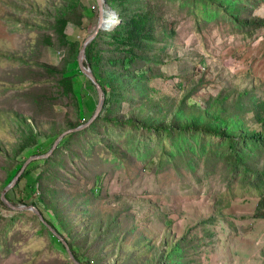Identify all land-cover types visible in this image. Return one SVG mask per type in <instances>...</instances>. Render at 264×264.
Listing matches in <instances>:
<instances>
[{"label": "rangeland", "instance_id": "rangeland-1", "mask_svg": "<svg viewBox=\"0 0 264 264\" xmlns=\"http://www.w3.org/2000/svg\"><path fill=\"white\" fill-rule=\"evenodd\" d=\"M149 2L157 3L162 14L157 37L161 39L165 29L168 34L159 43L165 50L158 67L161 76L149 83L155 101L162 98L172 109L185 96H189L187 106L195 103L199 107H205L208 100L220 94L228 95L226 105L231 109H235L240 98L250 103L252 95L264 102L262 28L232 33L221 21L197 29L193 17L178 1ZM72 3L76 9L70 13L64 32L68 37L77 36L78 28L83 29L79 38L83 42L98 27V0H0V193L8 168L21 159L41 154L40 146L27 139V124L48 148L47 134L66 130L69 124L80 121L72 99L57 92L58 72L66 67L71 55L70 48L57 40L52 23L55 12ZM106 9H111L107 3ZM252 14L264 17V0ZM68 64L74 92L85 105V123L93 115L97 92L85 76L73 73ZM46 67L56 72L50 74ZM37 98L42 102L36 103ZM244 118L249 128L259 129L251 111ZM25 144L29 146L20 151ZM70 145L73 158L66 159L53 175L60 180V194L54 204L67 223L70 239L79 246L89 244L98 223L105 225L119 212L122 230L135 226V232L123 242L125 249L137 244L141 234L155 247L147 255L153 257L166 250V243L190 238V264H264L261 185L250 187L238 178L226 182L220 170L206 177L201 162L195 171L178 165L160 169L156 157L146 163L124 160L123 167H114L105 149L94 146V150L86 152L82 141ZM254 163L261 169L264 156L255 158ZM37 171L21 179L17 195L24 185L30 189ZM50 185L49 182L45 188L51 189ZM7 192L19 205V198L10 190ZM84 209L91 211L82 214ZM0 213V230H9V237L0 248V264H69L65 250L48 233L39 230L38 219L24 215L9 224L12 211L1 209ZM105 242L108 243L106 239ZM125 249L121 255L102 259L106 248L101 252L96 243L86 253L94 264H124L130 254Z\"/></svg>", "mask_w": 264, "mask_h": 264}, {"label": "trees", "instance_id": "trees-1", "mask_svg": "<svg viewBox=\"0 0 264 264\" xmlns=\"http://www.w3.org/2000/svg\"><path fill=\"white\" fill-rule=\"evenodd\" d=\"M149 1L106 0L109 7L118 14L119 22L111 30L99 31L85 47V64L89 66L97 83L105 92L106 100L100 114L89 126L62 136L48 157L29 162L10 189L19 198V205H34L39 210L46 222L65 240L74 259L80 264H94L86 252L96 243L101 252L106 248L107 252L102 253V259L111 254L121 255L125 249L123 242L128 235L135 232V226L130 225L122 230L117 212L105 222V225L97 224L87 246L83 244L79 246L76 240L74 242L70 239L71 233L67 223L59 215L54 204L60 194L58 187L60 180L53 175L66 159L73 158L70 145L72 142H84L86 152L94 150V146L105 149L109 152L110 163L114 167H123L124 160L146 163L156 157L160 169L178 165L195 171L198 163L201 162L206 177L220 170L226 177V182L238 178L247 186L261 185L264 188V166L257 169L254 163L255 158L264 156L263 101L252 95L250 103H244L240 98L235 102V109H231L226 105L228 95L220 94L208 100L205 107H199L195 103L187 106L185 101L189 96H185L172 109L166 100L162 98L154 100V89L149 83L161 76L158 67L163 61L162 55L165 50L159 43L168 34L165 29L164 36L161 39L157 37V27L161 23L162 14L158 4L152 5ZM173 1H178L181 7L186 8L195 20L197 29H201L202 26L205 28L210 23L217 25L222 21L227 23L232 33L253 32L261 28L264 31V17L252 14L261 0ZM75 9L76 5L73 3L61 7L55 12L52 23L57 40L70 48L71 59L69 64L67 63L68 66H71L73 73L82 76L78 68L77 55L82 42L79 38L83 29L78 28L77 36L75 34L68 37L64 32L70 21V13ZM170 32L173 33V29H170ZM67 64L58 72L57 92L72 99L75 103V115L80 121L69 124L66 130L83 124L82 121L85 120L83 110L85 105L82 98L74 92L73 76ZM44 69L50 74L56 72L51 67ZM87 82L93 87L90 81ZM48 97H45L46 102L49 101ZM35 102L41 103L42 99L37 98ZM249 111L254 114L259 129L249 128L246 124L244 114ZM24 129L27 139L33 142L31 144L40 146L43 152L48 151L49 145L57 135L65 131L47 134L45 136L48 141L47 148V145L43 146V141L39 140L37 132L30 124ZM27 146L29 144L20 146V151ZM25 160L26 158L21 159L6 170L7 176L2 183L3 187L12 180ZM36 170L38 171L34 173L33 185L30 189H25L24 185L21 191L19 190L21 194L17 195L16 191L19 189L21 179ZM51 176L53 178H50ZM97 179L94 180L95 183H98ZM49 182L52 185H50L51 189L47 190L45 187ZM93 191L94 189H91L92 193ZM5 196L12 204H16L8 192ZM71 202L64 201L66 204ZM87 202L86 198L83 199L84 204ZM1 209L12 211L9 224L24 215L38 219L30 210L11 209L0 197V212ZM90 211L91 209H84L80 212L88 214ZM38 224L40 231L48 233L54 242L65 250L39 219ZM86 231L83 234L86 235ZM139 235L137 244L131 248L125 246L127 250L125 253L130 254L124 264L138 262V264H190L192 262L188 256V250L192 247L190 238L179 240L177 243H166V250L148 257L147 255H150L155 247L150 245L149 240L143 235ZM8 237L9 230H0V248L4 246ZM94 255L95 253L92 256ZM143 256L144 258H141ZM68 263L73 264L71 261Z\"/></svg>", "mask_w": 264, "mask_h": 264}, {"label": "water", "instance_id": "water-1", "mask_svg": "<svg viewBox=\"0 0 264 264\" xmlns=\"http://www.w3.org/2000/svg\"><path fill=\"white\" fill-rule=\"evenodd\" d=\"M98 4H99V8H100V19H99L98 27L90 35H87L85 37V39L82 42V45H81V47L79 49L78 55H77V63H78V68H79L80 72L82 73L83 76H85V78L88 81L91 82V84L93 85V87L95 88V90L97 92L98 100H97V104L95 106L93 115L90 117V119L87 122H85L83 124H80V125H78V126H76L74 128H69V129L59 133L57 135V137L54 139V141H52L50 147L48 148V151L44 152V154L33 155V156H30L29 158H27L23 162L20 170L16 173V175L12 178V180L3 187V189H2V191L0 193V197H1L2 201L8 207H10L11 209H13V210H30V211H32L38 217V219L42 223H44V225H46V227L49 229V231L59 240V242L62 244V246L65 247V250H66V253L68 255V258L73 264H80V263H78L74 259V257L72 255L71 251L69 250L65 240L62 239L55 232L53 227L49 223L46 222V220L43 218V216L39 212V210L34 205H14L6 198L5 194L7 193L8 190H10L15 185V183L18 180L19 176L22 174V172L24 171L25 167L28 165L29 162H31L33 160H36V159H42V158L48 157L49 152L52 150V148L55 146L57 141H59V139L62 136L66 135V134H69L71 132H75V131L81 130V129L89 126L90 123L100 114V112H101V110L103 108V104H105V100H106L105 92L103 91V88L101 87V85H99L97 83V81H96L95 77L93 76L89 66H87V64H85V47L87 46V44L89 42H91L97 36V34L99 33L100 29H103V28H101V27H103L102 20L105 18V16L107 14H110L111 17L117 18V14L112 9H106L105 0H98ZM118 22H119V20L117 19L115 23H118Z\"/></svg>", "mask_w": 264, "mask_h": 264}, {"label": "bare ground", "instance_id": "bare-ground-1", "mask_svg": "<svg viewBox=\"0 0 264 264\" xmlns=\"http://www.w3.org/2000/svg\"><path fill=\"white\" fill-rule=\"evenodd\" d=\"M115 17H111L110 14H107L105 18L102 20L103 30H108L112 28L113 24L116 22Z\"/></svg>", "mask_w": 264, "mask_h": 264}]
</instances>
